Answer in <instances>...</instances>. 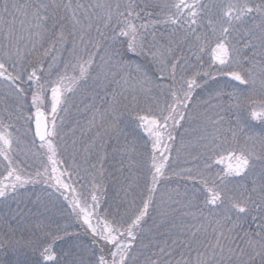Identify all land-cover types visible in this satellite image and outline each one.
Segmentation results:
<instances>
[{"label":"snow or ice","instance_id":"snow-or-ice-1","mask_svg":"<svg viewBox=\"0 0 264 264\" xmlns=\"http://www.w3.org/2000/svg\"><path fill=\"white\" fill-rule=\"evenodd\" d=\"M0 264H264V0H0Z\"/></svg>","mask_w":264,"mask_h":264}]
</instances>
